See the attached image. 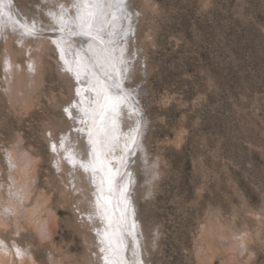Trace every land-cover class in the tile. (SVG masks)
<instances>
[{
    "label": "rangeland",
    "instance_id": "rangeland-1",
    "mask_svg": "<svg viewBox=\"0 0 264 264\" xmlns=\"http://www.w3.org/2000/svg\"><path fill=\"white\" fill-rule=\"evenodd\" d=\"M59 1L71 0L12 4L51 29ZM130 3L127 83L147 120L144 154L133 156L146 264H264V0ZM4 22L0 264H100L83 218L88 181L63 141L73 130L64 109L73 83L54 46L22 40Z\"/></svg>",
    "mask_w": 264,
    "mask_h": 264
},
{
    "label": "bare ground",
    "instance_id": "bare-ground-1",
    "mask_svg": "<svg viewBox=\"0 0 264 264\" xmlns=\"http://www.w3.org/2000/svg\"><path fill=\"white\" fill-rule=\"evenodd\" d=\"M126 1L128 3L123 11L112 10L115 11L116 19L112 20L110 25H106V30L110 29L116 35L109 37L104 33H99L104 40V43L101 44L99 40L94 41L91 37L79 34L77 30L72 29L71 20L77 11L72 7L75 0H71L69 3L59 1L56 3L59 7L50 8L51 20L54 19V15L58 16L63 11L67 13L65 19L69 21L63 30L58 24H55L54 27L52 25L51 29L48 28L52 32L50 30L49 32L43 25H39V22L27 18L17 6L12 4L13 0H0V16L3 21L7 24L10 23L12 30L21 35V39L25 38L27 34L29 38L35 39L40 47L45 43L47 46H54L58 64L63 70L62 77L73 83L72 100L64 106V109H68L65 114L68 116V113H71V119L69 116L68 118L73 124V130L63 135V141L65 142V153L69 155V163L74 167L78 176L88 181L85 197L90 201V209L86 212V217L83 218L85 222L91 221V229L96 232L93 236L97 240L95 241L99 248L97 259L100 264H112L114 258L118 259L120 264H146L147 262L146 256H144V235L135 211L136 201L133 193V185L137 181L133 156L137 153V161L144 154L142 136L147 120L138 94L127 83L134 75L133 40L131 34V38H128L127 35L128 32H132L131 29L134 27L132 21L135 9L133 10L129 6L130 0ZM61 5H63V9L60 7ZM109 18L111 19V17ZM7 24L5 23V25ZM2 29L1 31H5ZM30 32L31 34H29ZM7 33L9 34V30ZM92 35L95 36L97 33L94 31ZM31 41L33 42V40ZM89 57L92 60H97L98 64H93ZM33 64L32 66H34ZM78 64L81 65L79 69L77 68ZM69 68L72 70L69 71ZM25 81L27 84V80ZM31 81L34 82L33 79ZM115 85H119V90ZM92 86H96L102 92L106 91L112 97V102L117 105L115 113L101 112L97 108L93 103L96 92L91 90ZM77 90H79V95ZM86 107L91 110L88 117H85L81 111ZM101 115L104 116V123L112 128L121 142L114 153L103 158V165L94 161L93 153L94 146L97 150L96 154H99L100 151L98 130L102 124ZM109 117L115 120L114 126L111 125ZM68 118L66 119L68 120ZM81 120L84 122L82 123ZM55 146L59 152L60 145L55 144ZM90 161L95 163L97 169L95 175H93V165L89 163ZM81 165H87L88 171H85ZM109 170L114 180L111 191H109V185L105 178V173ZM102 179L104 180L103 185H101ZM125 184L127 189L121 195ZM98 198L99 204H97ZM109 241H111V248ZM101 249L104 250L101 251Z\"/></svg>",
    "mask_w": 264,
    "mask_h": 264
},
{
    "label": "snow or ice",
    "instance_id": "snow-or-ice-1",
    "mask_svg": "<svg viewBox=\"0 0 264 264\" xmlns=\"http://www.w3.org/2000/svg\"><path fill=\"white\" fill-rule=\"evenodd\" d=\"M63 9V5L60 6ZM73 8H75L76 15L71 20V26L72 29L77 30L79 34L86 35L91 37L92 40H99L101 44L104 43L103 38L99 35V33H104L105 35L109 37H113L116 35V33L110 29L106 30V25H110L112 20L116 19L115 11H123L126 7V0H75V2L72 5ZM115 11H112V10ZM67 15L66 12H61L58 16L54 15L53 22L55 24H58L63 30V28L69 24V21L65 19V16ZM111 17V19L109 18ZM96 32L97 35L93 36L92 33ZM31 34V32L29 33ZM89 60H92L91 57H89ZM93 64H98L97 60H92ZM81 65H77V68L79 69ZM86 67V65H84ZM69 71L72 69L69 68ZM117 89L119 90V85H115ZM92 91L96 92V98L93 100V103L97 106V108L101 111H108L111 113H115L117 105L112 102V97L106 92H102L101 90H98L96 86H92ZM77 94L79 95V90H77ZM72 107H75V105H72ZM66 112H68V109H65ZM83 112V115L85 117H88L90 114L89 108H83L81 109ZM69 116H71V113L69 112ZM111 125H115V120L112 117H109ZM100 120L102 122L100 129L98 130V144H99V154H96V148L94 146L93 153H94V161H98L101 165L104 164V159L107 156L114 153L120 146V138L115 135V133L112 131V128L109 127L107 124L104 123V116H100ZM83 123L84 121L81 120ZM90 142H91V136H90ZM53 150H55V145H53ZM94 161H90L89 163L93 165V175H95L97 169L95 166ZM85 171H88L87 165H81ZM105 178L107 179L108 185H109V191H111V185L114 183V180L111 176L110 170L105 173ZM104 180H101V185H103ZM127 185L125 184L123 186V189L121 191V195H123V192L126 191ZM97 204H99V198L97 199ZM107 235V233H105ZM118 236V234H117ZM109 247L111 248V241L108 242ZM119 247V245H117ZM104 249H101L103 251ZM16 255L22 256L23 253L20 249H16ZM112 264H120L118 259H115L112 261Z\"/></svg>",
    "mask_w": 264,
    "mask_h": 264
}]
</instances>
